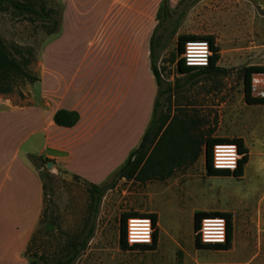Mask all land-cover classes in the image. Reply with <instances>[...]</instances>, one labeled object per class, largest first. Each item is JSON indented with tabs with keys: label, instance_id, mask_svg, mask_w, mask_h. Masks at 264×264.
Segmentation results:
<instances>
[{
	"label": "rangeland",
	"instance_id": "1",
	"mask_svg": "<svg viewBox=\"0 0 264 264\" xmlns=\"http://www.w3.org/2000/svg\"><path fill=\"white\" fill-rule=\"evenodd\" d=\"M34 1L38 7L54 11L57 33H49L53 27L51 19L18 12L10 5L0 11V43L30 75L26 77L13 70L0 72V112L11 105L24 107L28 128L23 130L19 140L26 132L44 128L46 150L40 155L54 164L48 168L47 161L38 160L37 166L32 162L28 172L20 167L23 175H28V184L14 196L13 239L7 241L11 250L7 255H0V264H31L34 259L37 264H45L35 257L36 254L53 263L64 249L66 240L84 234L90 227V185L106 183L119 167L108 175L84 176L61 163L68 154L64 148L68 134L62 130L53 132L57 126L53 113L62 105L63 96L69 85L73 87L76 77L75 89L85 84L89 100L90 126L85 129L88 140L84 145L80 144V147L85 146L89 165H98L106 157L110 160L116 154L126 159L140 143L156 100L161 104L159 112L169 109L174 112L179 105L197 110L204 119L205 131L212 137H242L251 152V163L241 177L210 176L203 153L192 167L180 170L165 182L168 184L181 177L183 182L192 183V188L187 191L176 189L172 195L163 192L160 185L164 182L151 181L141 185L118 181L102 198L94 236L75 264L227 262L228 252L195 246L193 206L208 212L234 211L236 247L239 249L242 244L253 264H264V105L246 103L242 73L249 65L264 66V0H199L187 9L178 23L176 35L165 47L166 36L182 10L178 5L181 0H169L172 17L165 22L157 15L163 0ZM133 8L140 9V16L127 14ZM120 9H125L126 21L140 20V26L123 32L124 39L118 37L122 28L115 25L116 19L121 18L116 15ZM75 22L78 23L75 25ZM154 27H157L156 63L162 78L165 83L183 85L163 97L158 96L145 41ZM133 33L141 49L140 76L134 79L128 74L129 64L122 58L123 45ZM180 34L200 37L197 39L212 36L220 49L218 65L226 71L202 74L189 80L188 76L180 74L177 70L181 58L177 51ZM87 48L90 54L85 58ZM146 52L148 59L144 57ZM73 60L81 62L79 73L70 64ZM252 93L258 96L257 92ZM4 114L13 122L22 115L6 111ZM1 120L0 124H3ZM42 136L35 133L22 142L21 156L40 148ZM12 144H8L7 149ZM17 148L14 145L12 152ZM41 171L47 173L45 199ZM34 177H37V184ZM194 187L197 191L189 194ZM248 187L255 190L254 196L240 199ZM19 192H24V196L21 197ZM128 213H156L164 226L175 221L177 249L169 246L167 241L160 250L129 244L123 248L120 244L121 217ZM231 219L233 223L232 214Z\"/></svg>",
	"mask_w": 264,
	"mask_h": 264
},
{
	"label": "trees",
	"instance_id": "2",
	"mask_svg": "<svg viewBox=\"0 0 264 264\" xmlns=\"http://www.w3.org/2000/svg\"><path fill=\"white\" fill-rule=\"evenodd\" d=\"M199 0H181L179 6L182 10L178 15L177 21L164 41V47L169 39L176 35L178 30V23L186 15L188 8L193 6ZM169 0H163L158 10V17L162 22L169 21L172 14L169 12ZM7 5H10L18 12H28L34 16L42 19H51L53 27L49 31L50 34L57 33L58 22L54 17L52 9L45 10L44 7H38L34 0H0V11ZM160 21V24H162ZM200 37L180 34L178 35L177 51L181 56L185 42L189 39H197ZM209 41L213 54L210 57V63L206 67H189L186 66L183 59L177 62V70L180 74L188 76L189 79H194L198 75H211L217 73H224L226 70L218 65L220 60V49L215 43L212 36L201 37ZM157 27H155L150 38V59L151 70L155 77L158 96L163 97L167 94H172L183 87L181 83H165L159 70L157 57ZM9 70L17 71L20 74L28 77L30 76L21 66L19 62L10 54L7 48L0 43V72H7ZM244 82V99L250 105H264V97L255 96L252 93L251 81L256 73H264V66L249 65L242 69ZM161 106L159 100H156L151 120L147 126L140 143L133 149L125 161L113 172L111 179L102 185L92 183L89 188V193L92 199V216L90 227L84 234H79L77 237L66 240L64 249L59 254L58 258L51 263L43 255H35L40 258L45 264H75L83 251L86 250L89 241L93 238L95 233V220L97 218L99 207L105 193L112 189L120 180L133 181L141 185H145L151 181L166 180L174 176L178 171L192 167L205 154V164L207 173L210 176H234L241 177L244 174V169L250 158L249 148L246 146L242 137L233 139L212 137L204 129V119L199 115L197 110L188 109L179 105L176 111L171 109L165 112H159ZM80 119V114L76 110L59 109L54 114V122L58 126L73 127ZM217 143H235L238 146L241 158L238 161V167L234 171L219 170L213 166V148ZM31 161L37 166L38 160L47 161L42 155L30 154ZM40 177L43 181L44 199H45V178L47 173L40 172ZM130 216H148L152 219L155 225L154 240L152 245L136 244L134 246H146L150 249H156L158 242V216L156 213L139 214L128 213L121 217L120 227V244L123 248L128 247L126 239V222ZM206 216H223L228 223V236L225 244H203L199 237L195 236V246L198 249H214L227 250L231 247L232 242V219L227 212L219 211H197L194 214V230L197 231L200 226L201 219ZM33 236L31 237V241ZM30 241V243H31ZM31 264H37L34 259Z\"/></svg>",
	"mask_w": 264,
	"mask_h": 264
},
{
	"label": "crops",
	"instance_id": "3",
	"mask_svg": "<svg viewBox=\"0 0 264 264\" xmlns=\"http://www.w3.org/2000/svg\"><path fill=\"white\" fill-rule=\"evenodd\" d=\"M127 14L130 16H140L141 13L139 8L136 9L133 8L132 10L127 11ZM91 15H95V14L91 13ZM116 15L117 17H121V18H117L115 21L116 28H120V27L122 28V30L120 31V36H118L120 38L123 39L125 38L123 35L124 31L128 29L131 31L134 30L135 27L140 26L139 19L133 18L132 20H127V21L125 20L124 18L126 15L125 9H120L119 11H117ZM77 23L78 22H75V25ZM150 35L152 34L150 33L149 35H147L145 39L146 48L147 49L149 48V53H150V38H151ZM128 39H129L128 42L126 44L124 43L123 45L124 48H123L122 58L124 63L129 64L128 74L134 79L140 76L138 65L141 63V49L139 45H137L138 41L134 33L130 34ZM89 54H90V50L89 48H87L84 57L87 58ZM144 57L145 59H148L149 55L147 52L146 55H144ZM70 64L74 66L75 72L79 73V70H81L80 69L81 62L73 60L70 62ZM76 81H77V77H76ZM76 81H74L73 87L69 85L67 94L63 96L64 98L62 105L57 109V110L59 109L76 110L80 114V119L75 126L62 127L56 124L57 126L53 131L56 132L57 130H62L63 133L68 134L66 143H64L65 144L64 148H66L68 154L66 155L65 158L61 159L62 161L61 163L63 164V166L69 168V170H71L72 172H75L80 175H84V176L108 175L109 172H111L113 169H115L116 167L122 164L125 157H119V154H116L115 155L116 157L113 156L112 158H110V160L108 157H106L105 161L99 163L98 165L95 166L89 165L90 161L86 156V150L84 149L85 146L80 147V144L84 145L88 140L85 129L90 126L89 125L90 119H88L89 111L87 108V103L89 100H88L85 84L83 83L84 85H81L80 88L75 89ZM73 89L75 91H73ZM137 98L139 99V96H137L136 99ZM132 100L133 101L135 100L134 94ZM3 108L4 110L0 112V118H2L1 121L3 122V124H0V255L1 254L7 255V253L10 252L9 250H11L8 249L7 247V241H11L13 239L12 224H13L14 196L16 197L17 192L20 191L22 186L28 184V175L27 174L23 175V171H21L20 167L24 168V172H28L29 167L32 166V161L29 155L43 154L44 151L46 150V144H44V134H45L44 128L37 131H33L31 133L26 132L25 136L20 141L19 138L22 135L23 130L28 128V124H27L28 119L26 118L27 115L24 113V107L11 105L10 107H3ZM5 111L9 113H21L22 115L20 118L18 117L15 119L17 121L13 122L8 119V116L7 117L5 116L4 114ZM55 112L53 113V116ZM35 133H40L43 135L42 146L37 150L36 149L32 150V153L30 152L25 157L21 156L19 148L22 142L26 141L30 136H32ZM123 143L125 144V142ZM8 144H12L13 146L7 149ZM14 145H17L18 147L16 152H12ZM250 163H251V156L249 158L248 163L245 166L244 175L247 173V167L250 165ZM180 172L181 171H178L175 175L179 174ZM169 179L163 181L156 180L158 182H162V183L164 182L160 186L162 187L163 192L169 193V195H172L176 189L181 191H187L186 189L192 186V183L190 181L183 182L181 177H176L174 178L173 181H170L168 182V184H166L165 182L168 181ZM34 181L35 184H37V177L36 178L34 177ZM194 191H197L196 187L193 188V191H189V194H192V192ZM254 192L255 190L252 187H248L246 192L244 193V195L240 197V199L251 198L254 196ZM22 193L19 192V195L21 197L24 196V192ZM43 196H44V190H43ZM204 210L205 209H201L199 206H193L192 207L193 219L195 212L204 211ZM227 212H230L233 218L232 245L227 250H220V251H226L229 254L227 258V262H224L222 264H253L252 261L248 259L247 253L243 249L242 244L239 249L238 247H236L235 245L237 239V231L235 226L236 215L235 212L232 210H229ZM157 227H158V242H157L156 250H160L163 244L165 246L166 241L168 242L169 246H173L174 249L176 250L178 246V232H177L176 222L173 221L172 225L164 226L162 224L161 217L159 216Z\"/></svg>",
	"mask_w": 264,
	"mask_h": 264
},
{
	"label": "built area",
	"instance_id": "4",
	"mask_svg": "<svg viewBox=\"0 0 264 264\" xmlns=\"http://www.w3.org/2000/svg\"><path fill=\"white\" fill-rule=\"evenodd\" d=\"M213 51L206 39H189L185 42L181 59L189 67H206L210 63ZM251 87L258 96L264 97V73L252 77ZM241 158L235 143H217L213 148V166L219 170L234 171ZM155 225L148 216H130L126 222V239L130 246L136 244L152 245ZM195 236L203 244H225L228 236L227 219L223 216H206L201 219Z\"/></svg>",
	"mask_w": 264,
	"mask_h": 264
},
{
	"label": "water",
	"instance_id": "5",
	"mask_svg": "<svg viewBox=\"0 0 264 264\" xmlns=\"http://www.w3.org/2000/svg\"><path fill=\"white\" fill-rule=\"evenodd\" d=\"M53 164H54L53 161H49V162H48V168L52 167Z\"/></svg>",
	"mask_w": 264,
	"mask_h": 264
}]
</instances>
